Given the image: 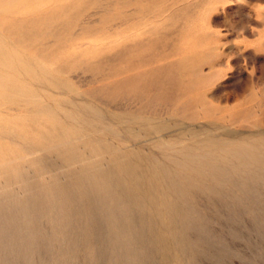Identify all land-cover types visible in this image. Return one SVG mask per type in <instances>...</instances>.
I'll return each mask as SVG.
<instances>
[{
	"label": "rangeland",
	"instance_id": "rangeland-1",
	"mask_svg": "<svg viewBox=\"0 0 264 264\" xmlns=\"http://www.w3.org/2000/svg\"><path fill=\"white\" fill-rule=\"evenodd\" d=\"M101 1L88 0L86 15ZM39 3H19L13 16H25ZM124 9L118 4L94 15L77 39L65 33L66 23L40 20L42 28L58 31L45 38L48 51L43 55L36 54L29 34H11L5 40L9 49L39 60L52 75L34 80L24 72L7 71V76L33 85L57 110L59 123L76 137L81 134L77 143L102 137L114 147L127 146L171 164L143 125L135 123L132 135L110 116L125 110L165 123L157 134L183 144L212 135L227 141L264 135V0H180L157 21L135 17L134 26L116 24ZM141 72L145 79L122 83L127 75ZM86 102L102 110L104 121L118 134L65 116L77 109L76 103ZM0 109L8 117L34 116L28 110ZM0 141L20 151L30 149L23 139L2 131ZM80 152L85 160L71 164L57 150L34 149L27 156L35 162L17 160L16 169L9 164L0 168V264H164L149 240L157 225L140 221L149 213L126 203L118 208L78 179L95 154L102 169H113L111 153L84 146ZM252 180L257 184L255 203L234 205L229 197L198 189L191 193L187 204L192 209L184 208V214L192 213L193 221L184 226L192 253L183 257L185 264H264V182ZM223 189L233 191L227 185ZM104 202L115 210V226L107 221ZM115 227L132 237L128 245L112 241Z\"/></svg>",
	"mask_w": 264,
	"mask_h": 264
},
{
	"label": "bare ground",
	"instance_id": "bare-ground-1",
	"mask_svg": "<svg viewBox=\"0 0 264 264\" xmlns=\"http://www.w3.org/2000/svg\"><path fill=\"white\" fill-rule=\"evenodd\" d=\"M34 1L40 2V5L28 10L25 16H13L17 9H20V6H17L19 3ZM144 1L105 0L86 15L84 10L88 0H0V106H5L8 110H28L34 114L30 117L24 114L8 117L9 112L4 113L1 108L0 131L13 138L23 139L27 142L26 149L57 150L64 160L71 164L85 160V156L80 152L82 146L91 151L101 149L104 153H111L113 169H102L99 155L95 154L94 158L90 157L92 160L88 168L82 173H77L79 181L89 184L104 199L116 202L118 208L126 203L130 204V207L133 205L144 210V214L149 213L148 218L144 215L140 221L148 220L149 223L157 225L150 233L149 240L162 253L164 264H171V260L173 264H185L183 257L192 253L184 226L185 222L193 221L192 213L184 214V208L192 209V206L187 204L191 193L198 189L224 198L229 197L233 204L246 201L255 203L257 200L254 192H257V184L252 177H258L264 182V135L231 141L212 135L195 143L183 144L181 139L165 140L157 134L164 128L165 123H156L152 117L125 110L112 112L110 116L122 122L124 129L132 135H135V123L143 125L148 137L153 140L152 144L160 147L164 155L171 158V164L145 156L140 150L127 146L114 147L104 138H94L89 133L87 135L90 138L77 143L75 139L81 138V134L76 137L68 125L59 123L57 110L42 99L33 85L11 81L6 74L7 71L24 72L28 78L34 80L51 77L52 71L48 66L35 58L30 59L21 53H13L9 49L10 44L5 43L6 37L11 34H29L31 40L36 43V54H45L48 51L45 38L58 34V31H47L42 28L41 21L56 18L55 24L61 21L66 23L68 29L65 33L70 38L77 39L90 28L94 15L107 11L111 6L121 4L127 8L124 9L122 20L116 24L130 22L134 26L132 21L135 17L157 21L158 17L174 9L180 0ZM72 8H76L74 14L71 13ZM11 17L12 19H9ZM70 17H74L73 21ZM20 22H26L28 25L19 27L17 24ZM153 72L152 75L155 76ZM144 77L142 72L129 74L122 83L130 85L136 80L145 79ZM62 83L67 85L69 82L65 79ZM75 107L77 109L73 111H66L65 116L76 120L77 123L92 126L90 128L103 127L111 134H118V130L111 123L104 121L105 113L93 104L76 103ZM29 150L20 151L11 142L0 141V168H6L9 164L10 169H16L17 160L35 162L36 158L27 156ZM173 152H177V155L171 156ZM14 162L16 163L13 164ZM226 185L233 189L230 194L223 189ZM250 208L255 209L254 206ZM113 209L108 202H104L107 221L115 226L117 216ZM126 219L127 222L132 221ZM111 238L116 245L122 246L128 245L132 239L124 230L116 227L111 230Z\"/></svg>",
	"mask_w": 264,
	"mask_h": 264
}]
</instances>
